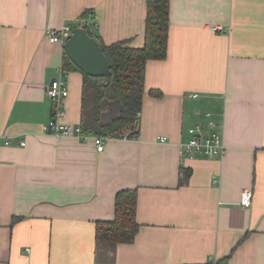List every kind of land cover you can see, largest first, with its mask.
Wrapping results in <instances>:
<instances>
[{
    "label": "crops",
    "instance_id": "1",
    "mask_svg": "<svg viewBox=\"0 0 264 264\" xmlns=\"http://www.w3.org/2000/svg\"><path fill=\"white\" fill-rule=\"evenodd\" d=\"M145 17L146 0H0V264H264V0H170L138 137L101 136L97 151L92 137L43 128L64 52L47 31L89 26L105 44L140 47ZM65 80L60 121L79 125L83 75ZM206 114L224 155L181 154L189 127L208 131ZM129 188L135 240L100 252L95 222L112 220Z\"/></svg>",
    "mask_w": 264,
    "mask_h": 264
},
{
    "label": "trees",
    "instance_id": "2",
    "mask_svg": "<svg viewBox=\"0 0 264 264\" xmlns=\"http://www.w3.org/2000/svg\"><path fill=\"white\" fill-rule=\"evenodd\" d=\"M170 0H146L144 42L140 47L131 46L129 39L110 44L103 43L89 26H84L95 37L106 56L110 75L93 77L83 73L63 52L62 66L66 72L78 71L83 75L81 93L80 133L85 137L136 138L139 126L136 114L141 112L145 89L146 65L150 60H163L167 53ZM150 95L161 92L150 89ZM119 100L121 107L110 121L102 113L108 110L102 101ZM189 177V172L186 173ZM138 190L122 189L115 195L112 220L95 222V243L98 250L112 253L118 244L135 240L140 224L136 218ZM14 217L13 220H16Z\"/></svg>",
    "mask_w": 264,
    "mask_h": 264
},
{
    "label": "built area",
    "instance_id": "3",
    "mask_svg": "<svg viewBox=\"0 0 264 264\" xmlns=\"http://www.w3.org/2000/svg\"><path fill=\"white\" fill-rule=\"evenodd\" d=\"M220 29V27H215ZM72 27L67 24L61 29H49L47 35L51 42L61 43L62 45L70 37ZM60 75L53 79L46 87L47 97L50 99L53 109L49 121L44 125V130L56 136L77 137L83 140L88 139L81 135L80 125L64 123L60 118L65 115L64 103L69 94L65 74L67 73L61 65L59 69ZM193 96V95H191ZM195 96V95H194ZM141 112L136 114L135 123L139 126ZM208 131L203 129V126L196 124L188 128L187 133L189 139L180 144L181 154L193 156L200 154L206 157H222L225 153V145L223 142L222 133L217 129L214 121L211 119L210 114H206ZM93 143L97 151H102L104 148V140L101 136H93ZM161 140H165L163 137ZM24 145V142L20 143ZM252 202L251 189H244L241 193L240 203L243 207H249Z\"/></svg>",
    "mask_w": 264,
    "mask_h": 264
},
{
    "label": "water",
    "instance_id": "4",
    "mask_svg": "<svg viewBox=\"0 0 264 264\" xmlns=\"http://www.w3.org/2000/svg\"><path fill=\"white\" fill-rule=\"evenodd\" d=\"M66 56L85 74L93 77L109 76V62L104 55L99 41L89 35L85 27H74L70 37L63 44ZM108 110L102 113L104 121H110L120 109L119 100L102 101Z\"/></svg>",
    "mask_w": 264,
    "mask_h": 264
}]
</instances>
